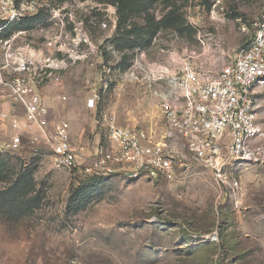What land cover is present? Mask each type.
Returning a JSON list of instances; mask_svg holds the SVG:
<instances>
[{"label":"rangeland","instance_id":"374dc122","mask_svg":"<svg viewBox=\"0 0 264 264\" xmlns=\"http://www.w3.org/2000/svg\"><path fill=\"white\" fill-rule=\"evenodd\" d=\"M23 1L37 15L0 32V67L9 54L51 66L39 93L51 126L68 122L83 157L68 170L27 137L7 149L15 133L0 123V264H264V166H236L241 194L220 187L181 145L173 180L82 170L107 145L105 113L159 142L168 79L187 63L213 77L231 64L264 0H155L143 11L133 0ZM9 70L2 74L14 77ZM258 103L264 131V88Z\"/></svg>","mask_w":264,"mask_h":264},{"label":"built area","instance_id":"2783aa9c","mask_svg":"<svg viewBox=\"0 0 264 264\" xmlns=\"http://www.w3.org/2000/svg\"><path fill=\"white\" fill-rule=\"evenodd\" d=\"M25 3L0 0V32L37 15ZM252 27L248 46L216 76H208L187 63L168 79L166 89L158 94L164 121L159 142L145 131L119 125L115 116L105 113L107 145L83 164V172L103 179L146 176L173 180L181 145L194 162L211 171L220 187L241 194L243 184L234 173L236 166H264V131L257 123L258 93L264 88V14L253 19ZM7 59L11 63L0 67V100L6 99L25 110L23 121L0 108V121H8L15 133L7 149H18L23 133H28L35 153L43 144L57 167L72 170L81 165L83 156L73 144L70 124L62 121L50 126L49 109L36 82L46 66L39 69L23 54H9ZM7 68L14 77L2 74ZM95 106V99H89L87 107Z\"/></svg>","mask_w":264,"mask_h":264},{"label":"crops","instance_id":"0c3cea01","mask_svg":"<svg viewBox=\"0 0 264 264\" xmlns=\"http://www.w3.org/2000/svg\"><path fill=\"white\" fill-rule=\"evenodd\" d=\"M20 76V75H19ZM40 90H42V92L44 91L43 88H41ZM43 94V93H42ZM42 99H43V102L47 105V96H42ZM0 108L2 109H5V110H9L11 111V114L13 116H16L17 113L22 110L24 113H23V118H19L20 120H23L24 121V115H25V110L24 108L21 106V105H15L13 104L12 102L10 101H6V100H0ZM7 121H0V123H6ZM57 124V123H56ZM55 124V125H56ZM50 126H51V123H50ZM53 127V126H51ZM23 137H27L28 138V133H23Z\"/></svg>","mask_w":264,"mask_h":264},{"label":"trees","instance_id":"16d2710c","mask_svg":"<svg viewBox=\"0 0 264 264\" xmlns=\"http://www.w3.org/2000/svg\"><path fill=\"white\" fill-rule=\"evenodd\" d=\"M155 0H133V6L137 11H143L153 4ZM125 0H121V3ZM20 25V24H19Z\"/></svg>","mask_w":264,"mask_h":264}]
</instances>
